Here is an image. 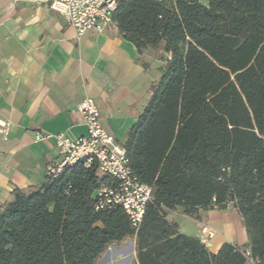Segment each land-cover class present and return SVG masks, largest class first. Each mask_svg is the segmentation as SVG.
Segmentation results:
<instances>
[{
	"label": "trees",
	"instance_id": "16d2710c",
	"mask_svg": "<svg viewBox=\"0 0 264 264\" xmlns=\"http://www.w3.org/2000/svg\"><path fill=\"white\" fill-rule=\"evenodd\" d=\"M121 0L113 21L138 50L170 55L124 144L154 187L138 229L121 207L95 209L99 181L82 160L15 188L0 212V264H94L135 237L139 264H264V0ZM233 203L248 246L210 251L167 211Z\"/></svg>",
	"mask_w": 264,
	"mask_h": 264
},
{
	"label": "crops",
	"instance_id": "0c3cea01",
	"mask_svg": "<svg viewBox=\"0 0 264 264\" xmlns=\"http://www.w3.org/2000/svg\"><path fill=\"white\" fill-rule=\"evenodd\" d=\"M169 58L162 50L140 52L117 26L78 38L76 29L45 4L0 0V212L15 188L39 185L48 168L60 162L52 135H87L78 111L85 98L96 101L103 126L125 144ZM197 214L199 219L177 206L167 211V219L199 240L203 229L210 230L204 244L214 253L224 243L248 246L233 203ZM129 253L128 261L139 264L135 237L111 243L94 264H121Z\"/></svg>",
	"mask_w": 264,
	"mask_h": 264
},
{
	"label": "built area",
	"instance_id": "2783aa9c",
	"mask_svg": "<svg viewBox=\"0 0 264 264\" xmlns=\"http://www.w3.org/2000/svg\"><path fill=\"white\" fill-rule=\"evenodd\" d=\"M13 2H32L47 5L51 10L63 16L77 32L80 38L85 34L97 37L112 26L113 13L121 0H12ZM162 2L164 0H154ZM86 126L87 135L76 139L64 133L52 135L62 159L52 165L48 171L56 175L79 160L86 167L95 166V176L99 185L95 191V209L106 210L121 207L129 216L136 229L141 225L147 206L153 199L154 187L142 183L134 174L124 144L102 124L101 112L92 97L85 98L78 106ZM50 138L51 135L38 138ZM202 242L213 234L203 229ZM250 263L254 259L250 251L246 252Z\"/></svg>",
	"mask_w": 264,
	"mask_h": 264
},
{
	"label": "rangeland",
	"instance_id": "374dc122",
	"mask_svg": "<svg viewBox=\"0 0 264 264\" xmlns=\"http://www.w3.org/2000/svg\"><path fill=\"white\" fill-rule=\"evenodd\" d=\"M165 4L168 6V7H173L174 6V4H175V2H174V0H166L165 1ZM107 250H108V247L106 248ZM106 249H105V251H106ZM128 255H130V253L129 254H124V256L123 257H126L124 260H122L121 261V264H135V261H128L129 260V257L130 256H128ZM250 264H252V263H250Z\"/></svg>",
	"mask_w": 264,
	"mask_h": 264
}]
</instances>
